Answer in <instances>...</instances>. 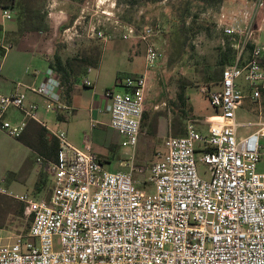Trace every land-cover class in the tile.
Here are the masks:
<instances>
[{
    "label": "built area",
    "instance_id": "1",
    "mask_svg": "<svg viewBox=\"0 0 264 264\" xmlns=\"http://www.w3.org/2000/svg\"><path fill=\"white\" fill-rule=\"evenodd\" d=\"M119 4L120 0L86 2L79 20L64 29L65 41L81 37L83 26L90 39L100 41L110 40L117 30L123 40L144 43L146 64L155 67L163 57L153 41L159 26L124 22L117 14ZM55 7L53 0L50 8ZM261 7L260 2L257 11ZM49 15L57 37L69 16L52 10ZM243 16L242 9L235 16L222 12L217 22L237 51L234 64L222 71L219 88L202 90L218 115L208 118L206 131L190 121L185 136L168 137L167 151L148 170L135 165V151L149 73L122 79L123 93L106 92L112 102L110 126L129 150V161L121 170L104 166L90 136L85 135L78 147L65 131L49 129L59 144L57 160L48 163L53 194L47 200L1 191L25 206L31 227L27 236L0 245V264H264V172L259 171L264 122L243 134L247 126L237 115L247 95L253 102L262 98L264 45H256L252 53L247 46L263 32L264 24L258 23V12ZM4 17L12 20L14 14L4 10ZM84 83L92 86L88 80ZM31 90L46 99V110H66L54 70H48L42 86ZM39 109L38 103H27L25 93L7 95L0 89V136L21 138L27 120L40 121ZM12 110L22 112L24 120L8 119ZM199 163L206 168L204 176Z\"/></svg>",
    "mask_w": 264,
    "mask_h": 264
},
{
    "label": "rangeland",
    "instance_id": "2",
    "mask_svg": "<svg viewBox=\"0 0 264 264\" xmlns=\"http://www.w3.org/2000/svg\"><path fill=\"white\" fill-rule=\"evenodd\" d=\"M186 1L165 0L160 3L140 2L132 4L130 0H120L117 14L121 20L137 26H155L157 28L159 26V33L153 37V41L162 52L163 57L155 67H148L145 59L146 46L144 43L139 39L123 40L119 31L111 32L110 40L99 41L103 50L100 68L91 70L77 84V93L73 97V104L77 109H80L78 117H76L77 114H74L75 116H69L68 121H57L56 114L52 113L50 119L46 122L47 125L55 131H65L69 141L75 145L81 142L85 135L90 136V139L93 136H99L93 131L89 113L91 103L98 99V96L93 93L95 92L101 96L105 95L108 90L115 93H123L124 89L119 85L122 79L128 76L149 73L150 83L146 95V103H148L149 109L155 108L156 112L161 114L162 117H166V114L170 115L171 106L169 101L176 99L177 93L181 89L180 86L186 84L189 86L187 89L190 98L189 103L193 107L191 121H194L199 130L206 131L208 127L207 118L213 116L216 111L212 107L207 94L203 93L202 90L204 88L214 90L218 89L219 86L206 84L204 82V74L207 69L218 68V48L222 47L228 39L224 36L217 23L219 15L223 12L229 16H235L242 9L244 11L243 17L251 18L258 12V16H256L258 23L263 25L264 0H222L220 5L217 4L219 7L215 4V6H209L208 8L194 0H189V5ZM52 2L53 0H42L41 3L44 12L47 13L46 21L49 26L54 25L53 19L49 15L51 10L54 12L65 11L69 13V21L71 18H75L74 22L77 21L80 17L81 6L85 0H55L57 5L54 9L50 8ZM260 2L262 7L257 11V6ZM190 13L191 15L197 14L198 21L193 24L192 16L190 15L191 18L187 19L185 30H181V23H179L177 16L179 14L188 16ZM198 25H204L209 30H197ZM80 32L82 33L81 37L75 38L72 42L65 41L63 37L64 43L68 46L63 53L64 59L74 56L82 44L86 47L89 45L90 38L87 36L85 26L81 27ZM57 34L59 36V31ZM253 43L258 46L264 45V30L256 34ZM4 44L10 50L11 46L6 41ZM36 58L42 62V66L45 67L44 71H46L48 69L46 66L47 62L38 55ZM27 66L30 67L31 71H36V68H38V66L30 64ZM86 80L90 81L94 87L88 88L84 85ZM239 82L244 87L246 86L244 79ZM245 101V105L237 114L238 120L247 126V128L242 129L243 134L253 132L258 128L260 122H264V98H261L257 103H253L249 99ZM155 117L157 116L154 114L153 120L156 119ZM98 127L106 132L107 136L113 135L112 131L109 132L106 128ZM147 132L145 131L141 134L139 145L135 151V165L142 166L146 170L158 160L160 155L167 151L165 146L166 139L174 136L169 130H159V128L156 136ZM261 143L262 161L259 165V171L264 172V138ZM94 148V153L104 163V166L111 171L121 170L124 168L121 163L124 164L129 161V156H125V153L129 150L123 148L122 145L115 152L107 150L98 142H94ZM39 158L35 150L25 145L21 140L1 135L0 192L6 190L7 192L17 193L5 183L4 179L10 175L12 176L13 173L23 177L22 172L27 168L40 167L39 174L40 178H42L41 180H43L42 174H45V164L42 160L40 162ZM198 170L204 176L206 168L202 163L198 164ZM49 176L53 181L54 176L52 173ZM145 177L147 175L142 176L141 179ZM52 187L51 181L48 180L45 187L47 197L51 195ZM21 206L16 200L0 194V225L7 224V226L14 225L15 227L14 233L11 235L0 229V245L10 243L8 237H14V235L18 234L22 236L28 235L30 220L25 219L21 214L17 218L11 215H4L5 210L22 212L23 207Z\"/></svg>",
    "mask_w": 264,
    "mask_h": 264
},
{
    "label": "crops",
    "instance_id": "3",
    "mask_svg": "<svg viewBox=\"0 0 264 264\" xmlns=\"http://www.w3.org/2000/svg\"><path fill=\"white\" fill-rule=\"evenodd\" d=\"M88 1H91V0H86L84 4ZM84 4L81 6V9L84 6ZM61 12H65V11H61ZM65 13L67 15L69 14L67 12ZM80 13H81V10H80ZM13 14H14V18L12 20H7L4 17V10L0 9V26L3 29L2 33L0 34V42L4 46H7L4 44V42L6 41L7 44L11 46L10 50H8L7 48L6 56L1 62L0 89L4 94H7V95L12 94L16 91L20 93H25L27 95L28 104L30 103L39 104L40 109L38 112V118L40 121L31 120V119H30L31 121L27 120V128L24 132L27 137L30 134H32L33 130H37L39 126L44 127L46 130H48L49 134H51L49 129L50 130H54V129L49 127L46 122L50 119L51 117L50 115L52 113L56 114L55 117L57 121H68L69 116L70 115L75 116L74 114H77L76 117H78L80 109H77L73 104V97L77 93V89L69 103L63 102L61 99V104L64 106V108H66V110H61L59 112H56V111L52 112V111L46 110V103H47L46 99L33 93L31 88L42 86L48 79L47 71L50 68H49L48 62L44 59V55H48V56L53 55V52H54L53 43L55 44V41L58 38V36L55 37L56 26L50 25L49 26L50 31L48 32H29V33H25L22 36H15L14 33L18 29V25L15 20V13L13 12ZM37 55L47 62L46 66L48 67V69L46 71H44L45 67L42 66V62L37 60L36 58ZM28 64L38 66V68H36L37 70L31 71L30 67L27 66ZM93 87L94 85L92 84V86L88 88H93ZM93 94L98 96V99L96 101H93L90 105V108H89V113L91 115L90 120L92 123V128H93L94 133L99 135L97 137L93 136L91 139L93 150L95 149L94 142H98V144L105 147L107 150H110V151L114 150L115 152L119 148V146H121L120 143L122 139L120 135L115 130H113L110 126L111 115L108 110V107L111 105L112 102L109 98L106 97V94L102 96L97 95L95 92ZM246 99H249L250 101H252L247 95L244 99V103L246 102L245 101ZM215 111H216L215 114L208 118H212L218 115V111L216 109ZM7 117L8 119L14 122L24 120L23 113L18 110H12L8 114ZM41 121L47 127L42 125ZM169 125H170V117H161L159 119V124H158L159 130H162V129L169 130ZM98 126L102 128H106L107 131L109 132L112 131L113 135L107 136L106 132H104ZM83 141H84V137H83V140H81V142H79L77 145L75 144L74 145L78 147H82ZM35 152L37 153L39 157L43 158L39 152L37 151ZM125 156H127V152L125 153ZM50 162H53V161L45 160L43 162L45 164L44 166L45 174H42L43 180H41L42 178H40V174H39L40 167L38 168L31 167L29 168L30 170L27 168L26 170L22 172L23 177L19 176L16 173H13L12 176L10 175L9 177H6L4 179L5 183H7L10 188L14 189L15 192H17L15 194L28 193V194H31V196H33L36 199H50L54 190H52L51 195L47 197L46 195L47 192L45 189V187L47 186L48 180L51 181L53 185L52 189H54V180L52 181L49 176V174L51 173L49 171L48 163ZM124 164L121 163L122 166ZM0 194L3 196L9 197L7 195H4L1 192ZM10 199H14V198L10 197ZM16 202L19 203V206L22 205L21 207H23V211L22 212H18V211L12 212V211L5 210L4 215L5 216L11 215L12 217L17 218L19 214H21L23 215L25 219H28L25 213L24 205L17 200ZM14 228H15L14 225H11V226H7V224L0 225V229L5 230L8 233V235H11L12 233H14L13 232ZM18 235H14V237H8V239L11 242Z\"/></svg>",
    "mask_w": 264,
    "mask_h": 264
},
{
    "label": "trees",
    "instance_id": "4",
    "mask_svg": "<svg viewBox=\"0 0 264 264\" xmlns=\"http://www.w3.org/2000/svg\"><path fill=\"white\" fill-rule=\"evenodd\" d=\"M86 1V0H85ZM134 3H160L165 0H130ZM198 4L204 5L208 8L209 6L219 7L222 0H194ZM188 5L189 0L186 1ZM42 0H0L1 10H10L15 13V20L18 25L17 31L14 33L15 36H22L29 32H48L50 31L49 24L47 23V13L44 12L41 6ZM218 4V5H217ZM188 16L178 15V21L181 23L180 29L185 30L187 19L192 16V23L195 24L198 21V15L194 14ZM75 18L62 26L59 30V36L54 44V53L52 56L44 55V59L48 62L49 68L54 70L60 77V85L62 88V101L69 103L72 99L79 81L89 74L91 70H97L100 68L103 57L102 45L100 40L90 39L89 45L86 47L84 44L78 48L76 54L72 57L63 58V53L67 49V44L64 43L63 31L66 27H71L74 23ZM209 30L204 25H198L197 30ZM189 30V29H188ZM3 29L0 26V34ZM227 41L224 42L222 47L218 48V58L216 69L210 68L204 74V82L208 85L214 84L217 86L220 84L222 79V71L230 65H233L237 51L232 47L231 40L226 36ZM256 45L249 43L247 51L252 53ZM7 53V49L0 42V62L3 61ZM261 63L264 65V56L261 59ZM85 85V83H84ZM180 91L177 93V98L170 100L171 116L166 114V117L170 116L169 131L173 133L174 137H183L187 132V125L193 116V107L189 103V96L187 93L188 85L182 84ZM262 98H264V90L262 91ZM257 103V102H253ZM148 103L145 100L144 114L141 124V134L148 131L150 135H157L159 119L162 117L155 110L149 109ZM154 114L156 119L153 120ZM59 117V116H58ZM31 121V120H29ZM153 121V123H152ZM155 123V124H154ZM25 145L31 149L39 152L45 160L56 161L59 149L57 139H55L48 130L44 127H40L37 130H33L32 134L28 137L25 133L19 139ZM114 152V150L112 151ZM100 160V159H99ZM101 161V160H100ZM102 162V161H101ZM103 163V162H102ZM104 164V163H103ZM49 200V199H47ZM25 208V206H24ZM31 227V223H30ZM30 231V230H29ZM29 233V232H28Z\"/></svg>",
    "mask_w": 264,
    "mask_h": 264
}]
</instances>
